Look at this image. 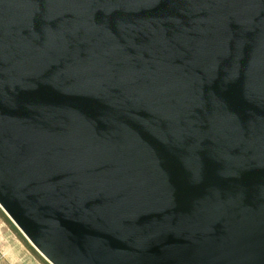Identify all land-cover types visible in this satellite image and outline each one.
I'll return each instance as SVG.
<instances>
[{
    "label": "water",
    "instance_id": "1",
    "mask_svg": "<svg viewBox=\"0 0 264 264\" xmlns=\"http://www.w3.org/2000/svg\"><path fill=\"white\" fill-rule=\"evenodd\" d=\"M0 206L52 264H264V0H0Z\"/></svg>",
    "mask_w": 264,
    "mask_h": 264
},
{
    "label": "rangeland",
    "instance_id": "2",
    "mask_svg": "<svg viewBox=\"0 0 264 264\" xmlns=\"http://www.w3.org/2000/svg\"><path fill=\"white\" fill-rule=\"evenodd\" d=\"M0 264H52L0 206Z\"/></svg>",
    "mask_w": 264,
    "mask_h": 264
}]
</instances>
